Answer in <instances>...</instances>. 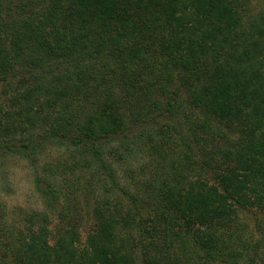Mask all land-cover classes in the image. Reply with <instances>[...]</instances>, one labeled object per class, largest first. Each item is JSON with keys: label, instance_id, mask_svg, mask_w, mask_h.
<instances>
[{"label": "trees", "instance_id": "1", "mask_svg": "<svg viewBox=\"0 0 264 264\" xmlns=\"http://www.w3.org/2000/svg\"><path fill=\"white\" fill-rule=\"evenodd\" d=\"M263 2L0 0V264H264Z\"/></svg>", "mask_w": 264, "mask_h": 264}, {"label": "rangeland", "instance_id": "2", "mask_svg": "<svg viewBox=\"0 0 264 264\" xmlns=\"http://www.w3.org/2000/svg\"><path fill=\"white\" fill-rule=\"evenodd\" d=\"M262 6L264 8V2ZM120 174L123 179L126 177ZM0 197L8 205L10 213L17 212L18 208L27 211L44 208L43 200L34 188L32 170L20 158H9L0 165ZM86 220L84 227L91 223L88 218Z\"/></svg>", "mask_w": 264, "mask_h": 264}]
</instances>
